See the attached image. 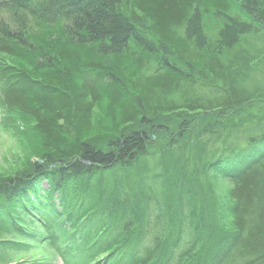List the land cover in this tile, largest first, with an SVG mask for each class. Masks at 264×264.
<instances>
[{
    "label": "trees",
    "instance_id": "obj_1",
    "mask_svg": "<svg viewBox=\"0 0 264 264\" xmlns=\"http://www.w3.org/2000/svg\"><path fill=\"white\" fill-rule=\"evenodd\" d=\"M102 99L114 127L94 136ZM255 102L264 0H0L1 126L31 120L42 147L0 175V234L64 264H264V112L233 120Z\"/></svg>",
    "mask_w": 264,
    "mask_h": 264
},
{
    "label": "rangeland",
    "instance_id": "obj_2",
    "mask_svg": "<svg viewBox=\"0 0 264 264\" xmlns=\"http://www.w3.org/2000/svg\"><path fill=\"white\" fill-rule=\"evenodd\" d=\"M4 58L17 66L22 65L20 61L15 59L5 56ZM256 104L254 107L251 105L252 108H247L245 113L243 109L241 113L235 114V118L233 119L234 122L239 126H243L244 120L248 122L251 120L250 117L255 118L257 115L263 113L264 111L259 112L255 109L256 106H260V103ZM107 109V103L102 99L93 111L92 134L94 136L107 135L106 133L114 127L107 113ZM1 118L2 111L0 110V119ZM38 142H40L39 136L32 130L31 120L14 117V122L8 130L1 126L0 121V175L13 176L15 174H20L24 172L28 162L33 160L39 161L42 147ZM26 172L28 173L27 170ZM208 181L213 195L217 197L225 196L230 188V184L227 181L219 178L210 176ZM48 185L49 183L47 180L42 179L39 182V193L43 194V191H45L47 194V192L50 191ZM53 202L57 204L56 194H54ZM227 202L226 199H223L222 202L218 204V207L221 208L219 209L217 218L226 217V219H228ZM16 213L20 216L26 228L41 231V225L34 217L27 214L26 211L23 212V210L19 208ZM1 239H9L16 242L15 248L3 251V260L1 264H64L54 248L50 246L46 240L22 238L15 234L10 236L0 234V240ZM102 258V256H99L93 259L92 262L96 260H100L98 262H101ZM75 261H77L76 264H90L89 258H75Z\"/></svg>",
    "mask_w": 264,
    "mask_h": 264
}]
</instances>
